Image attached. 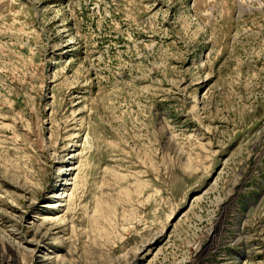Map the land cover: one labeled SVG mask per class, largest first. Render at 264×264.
Returning <instances> with one entry per match:
<instances>
[{
    "label": "rangeland",
    "instance_id": "1",
    "mask_svg": "<svg viewBox=\"0 0 264 264\" xmlns=\"http://www.w3.org/2000/svg\"><path fill=\"white\" fill-rule=\"evenodd\" d=\"M0 264H264V0H0Z\"/></svg>",
    "mask_w": 264,
    "mask_h": 264
},
{
    "label": "bare ground",
    "instance_id": "2",
    "mask_svg": "<svg viewBox=\"0 0 264 264\" xmlns=\"http://www.w3.org/2000/svg\"><path fill=\"white\" fill-rule=\"evenodd\" d=\"M68 197V196H67ZM63 199V198H62Z\"/></svg>",
    "mask_w": 264,
    "mask_h": 264
}]
</instances>
